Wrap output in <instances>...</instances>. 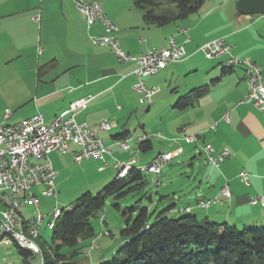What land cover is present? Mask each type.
I'll use <instances>...</instances> for the list:
<instances>
[{"label":"crops","instance_id":"obj_1","mask_svg":"<svg viewBox=\"0 0 264 264\" xmlns=\"http://www.w3.org/2000/svg\"><path fill=\"white\" fill-rule=\"evenodd\" d=\"M97 1L117 25L115 34L121 46L131 56H140L153 47L163 46L171 36L184 43L187 51L185 59L168 64L159 72L147 76L145 81L148 85L160 87L168 84L171 87L168 94L160 88L152 102L155 101L157 105L158 100L166 98L169 100L167 110L180 117L177 134L171 139L174 143L169 145L175 146L173 149L182 146L184 156L191 155L195 158L191 161L192 165L199 159L200 167L203 168L201 183L195 197L182 198L175 194L174 188L167 189L168 192L160 195V199L170 197L172 192L171 204L174 209L171 210L180 211L191 206V212L199 218L203 214L202 218L227 221L238 227L264 224V205L251 202L253 197L264 194V114L252 103L240 102L246 93L244 68L232 66L231 72L223 74L226 55L215 57L219 58L217 62L210 64L201 60L200 46L209 39L197 38L196 34H191L189 24L184 22L188 18L157 26L145 21L142 11L132 0ZM242 15L249 17L246 23H241ZM256 15H244L237 11L236 18L240 26L226 32L223 37L231 44L232 55L250 56L264 69V47L258 49L255 42L245 45L248 40L242 34L261 20H257ZM180 28L188 30L182 33ZM103 33V22L98 21L89 27L84 13L74 0H0V71L1 68L14 69L12 72L8 70L6 76L16 78L22 85L30 88L34 109L26 117L43 113L49 123L55 116L70 108L76 100L90 97L87 107L77 113V118L91 124L109 119L112 122L110 130L120 128L122 131H116V134L129 130L128 136L133 138L130 144L135 141L139 146L140 142L136 137L145 132L149 134L148 130L136 133L128 126L136 111L139 96L133 88L137 81L134 73L137 62L120 60L109 46L92 40L91 36ZM259 37L264 39L261 34ZM187 38L189 41H186ZM218 64L222 66L219 73L215 69ZM41 67L44 68L41 70ZM202 85H207L210 89L205 96L185 109L174 107L175 103L172 102L175 99L177 101L180 95ZM151 103L148 104L149 109ZM228 112L231 115L230 121L224 119ZM11 114L10 112L9 118ZM7 120L4 114L0 122ZM216 122V127L213 128L212 125ZM109 131H103L101 135L112 147V155L107 156L113 161L111 163L118 160L133 164V161H137L138 157L124 159L116 152L115 147L120 146L119 139L113 135L110 138L106 134ZM188 132L200 134V144L210 142L217 149L228 147L230 156L219 167L212 166L207 162L201 146L183 139ZM153 134L155 133H152L151 141ZM73 146V149L77 148ZM173 149L166 148L153 159L159 153ZM127 151L132 152L133 149ZM242 170L250 173L249 184L240 180ZM227 182L231 189L230 197H222L220 202L208 208L197 205L198 199L219 194ZM29 211H33L31 206L23 208L25 216L31 213ZM101 218L104 221L103 215ZM107 233L111 234L109 230ZM86 244H90V239L86 240ZM104 259L97 260L96 264Z\"/></svg>","mask_w":264,"mask_h":264},{"label":"built area","instance_id":"obj_2","mask_svg":"<svg viewBox=\"0 0 264 264\" xmlns=\"http://www.w3.org/2000/svg\"><path fill=\"white\" fill-rule=\"evenodd\" d=\"M77 6L84 13L88 26L91 27L98 21H102L105 33L100 36H91L95 43L109 46L120 60L137 62L134 73L137 81L134 90L139 94L142 103L150 104L154 96L160 91L157 85H148L144 78L159 72L168 64L181 61L187 57L184 43H180L174 36L167 40L162 47H153L140 56H131L120 44L114 35V27L117 25L104 12L101 4L97 6H84L81 1L75 0ZM188 28L180 29L182 33ZM189 41V38L186 39ZM231 44L225 37L216 38L203 44L200 50L210 58L223 57L236 58L237 64L244 68L245 76L249 77V86L244 98L240 102L252 103L262 114H264V69L250 56L239 57L231 54ZM90 97L81 98L73 102L70 108L55 116L51 122H47L43 113H36L26 117L17 123L0 122V227L1 230L13 229L18 233L16 226L17 209L27 206L33 208V212L26 214L30 230H38L40 225L46 223L48 214L41 210L40 196L32 188L43 186L41 195L57 196L56 179L58 171L49 154L54 150L62 153H70L76 161L96 157L103 161L102 169L114 167L116 170L124 169L128 163L115 161L111 163L107 156L112 155L113 150L105 142L101 133L112 128L109 119H103L98 123L91 124L80 121L77 113L87 107ZM10 112L5 113V120ZM224 119L230 121V113L224 115ZM217 122L212 125L216 127ZM154 135V134H153ZM152 134L143 133L136 139L141 142L151 138ZM200 134L188 132L183 139L189 143L201 146L206 160L209 164L219 167L230 156L228 147L217 149L212 143L201 141ZM132 137L118 140V144L125 150H132L130 141ZM177 139H175L176 141ZM73 145L77 146L73 149ZM183 147L161 153L159 161L152 169L143 171L160 176L165 166L183 152ZM240 180L246 184L250 183V173L242 170L239 174ZM159 184V181H158ZM231 189L228 182L220 189L219 194L212 197L200 198L197 205L208 208L222 200V197H230ZM253 204L264 205V194L253 197ZM58 204L55 206V208ZM54 208V209H55ZM191 206L184 207L180 211H191ZM9 244L8 241L0 242ZM30 248H33L28 244ZM91 252L89 253V255Z\"/></svg>","mask_w":264,"mask_h":264},{"label":"rangeland","instance_id":"obj_3","mask_svg":"<svg viewBox=\"0 0 264 264\" xmlns=\"http://www.w3.org/2000/svg\"><path fill=\"white\" fill-rule=\"evenodd\" d=\"M233 1L234 0H206L198 12L191 14L187 20H184V22L189 24V32L191 34H196L197 38H205L212 41L213 39L223 37V34L226 32L238 28L240 22L236 18L237 9ZM158 2L161 5L160 9L162 11L175 12V6L170 3L169 0H158ZM262 15L263 14L256 15L255 18L261 20L258 21L257 24L251 25L253 27L243 31V36L248 40L245 45L255 42L258 49L264 47V39L259 37L260 34L264 36V17H262ZM247 18L249 17L243 16L241 23H246ZM230 41L233 42L231 39ZM199 58L209 64L217 62L219 59L215 57L210 59V56H206L204 52H201ZM221 67V64L216 66L215 69H217L218 73L221 71ZM1 69L0 121L3 120L4 114L9 111L12 114L7 120V123H17L33 112L34 101L31 98L32 92L27 85H22L18 79L6 76V73L9 72L8 70L12 72L14 69ZM145 79L146 78H144V80ZM211 79L212 76L210 78V84L212 82ZM160 88L165 94L171 91V87L169 88L168 84H162ZM139 99L140 96H138L137 108L131 116L128 126L131 131L136 133L140 131L143 132L144 129L148 130L149 134L155 133L152 139L153 147L143 151L135 141H132V152L124 150L118 145L115 147V150L124 159L131 157L136 159V157H138L137 161H133V165L145 170L149 164L153 163L157 156L154 159L153 157L158 152L164 151L166 148L173 149L175 147L170 146L169 143H174L171 139L177 134V122L180 120V117L167 110L169 108L167 104L169 100L166 98L165 100H158L157 105H155V101L152 102L150 109L148 108V104L142 103ZM175 101L176 99L172 104L175 103ZM142 124L144 126H142ZM116 131L121 132L122 130L120 128L119 130L114 128L106 134L111 138V135L117 133ZM200 138L202 137L200 136ZM184 145L192 146L191 144ZM49 157L55 164V168L59 173L57 178V196L41 195L43 186H34L32 188V190L40 196L42 211L49 213L54 211L57 204L60 209L72 208L77 198L82 193L86 191H91L92 193L99 192L107 183L113 180L117 174V170L114 167L102 169L103 162L96 157L87 158L79 162L75 160L72 154L62 153L59 150L52 151ZM107 160L113 162L110 158H107ZM192 160H195L193 156H184V154H182L171 160L165 166L163 173L159 177L152 173L145 172L147 183L144 187L130 191L120 198L109 196L103 211L91 218L95 236L90 239V244H86V241H84L82 252L79 254V264H96L97 260L101 258L109 259L116 253L118 246L123 243L121 230L126 226L129 213H125V210L129 206L137 205L139 208L144 206L148 207L150 211H154L151 219L161 210H165L164 212L167 216L188 214L189 212L186 211L179 212L168 209L171 203H173V199L171 198L173 197L172 192L169 194L170 197L166 196L160 199V195L167 193V189L174 188H176L175 194L181 195L182 198L195 197L196 194L199 193L198 185L201 183V171H203V168L200 167L201 164L199 159H197L193 165L191 164ZM158 181L160 182L159 185ZM115 203H119L120 208H117ZM102 215L104 216V221H102ZM202 215L203 214H200V218H202ZM47 220L48 218L46 221ZM260 226H264V224ZM242 227L243 226L240 228ZM108 230L111 234L107 233ZM40 233L44 239L48 240L51 231L48 230L46 224H44ZM90 252H92V254L88 256ZM20 258L15 245H0L1 264H22ZM32 264H42V255L39 253L34 255L32 257Z\"/></svg>","mask_w":264,"mask_h":264},{"label":"trees","instance_id":"obj_4","mask_svg":"<svg viewBox=\"0 0 264 264\" xmlns=\"http://www.w3.org/2000/svg\"><path fill=\"white\" fill-rule=\"evenodd\" d=\"M169 1L175 6V12L162 11L158 0H132L142 11L145 21L157 26L184 20L198 12L206 2ZM232 69V66L224 65L222 73L226 74ZM209 90L207 85L192 88L178 97L174 107L185 109L205 96ZM129 134L130 131L126 130L113 137L123 139ZM152 147L150 138L139 143V148L143 151ZM145 172L132 164L125 177L118 178L116 175L99 192L86 191L77 198L72 208H62L54 228L50 230L49 239L46 240L43 236L39 239L42 264H79L84 241L95 236L91 218L103 211L109 196L120 198L130 191L144 187L147 183ZM115 206L120 208L119 203H115ZM168 209H174V205L171 204ZM164 211H159L151 219L154 211H150L148 207L129 206L125 210L129 217L121 230L123 243L115 254L98 264H264V226L240 228L227 221L199 218L191 211L176 216H167ZM14 245L22 264H32L35 254L17 243Z\"/></svg>","mask_w":264,"mask_h":264},{"label":"bare ground","instance_id":"obj_5","mask_svg":"<svg viewBox=\"0 0 264 264\" xmlns=\"http://www.w3.org/2000/svg\"><path fill=\"white\" fill-rule=\"evenodd\" d=\"M79 1H81L82 5L84 6H97L98 4H100L99 1H92V0L91 1L90 0H79ZM180 29H185V28H180ZM116 31H117V26L114 27V35H116L115 34ZM225 65L226 66H241L240 64H237L236 58H227L225 61ZM245 82H246V89H247L249 86V77L245 76ZM159 158H161V153L157 155L153 163L149 164L146 167V169H152V166L155 165V163L159 161ZM131 167H132V163L128 162V165L124 169L118 170L117 177L118 178L125 177L131 170ZM183 209L184 208H182L181 210ZM61 213H62V209H60L59 207H56L53 212L49 213V216L47 217L48 220L45 223L48 230H51L54 228L57 218L61 215ZM16 226H17L18 233L13 229L1 230L0 242L8 241L9 244L17 243L18 245L22 247L30 249L35 255L38 253L42 255V248L38 240L41 238L40 232H41L43 225H40L38 230H30V226L28 225V220L23 213V209H17ZM28 244L33 246L34 250L30 248Z\"/></svg>","mask_w":264,"mask_h":264},{"label":"water","instance_id":"obj_6","mask_svg":"<svg viewBox=\"0 0 264 264\" xmlns=\"http://www.w3.org/2000/svg\"><path fill=\"white\" fill-rule=\"evenodd\" d=\"M236 9L244 15L264 14V0H237Z\"/></svg>","mask_w":264,"mask_h":264}]
</instances>
